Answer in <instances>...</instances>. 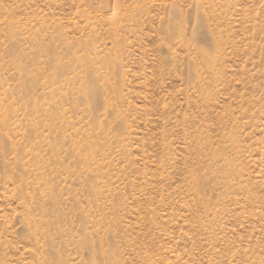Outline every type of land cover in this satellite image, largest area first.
<instances>
[{"label":"rangeland","instance_id":"rangeland-1","mask_svg":"<svg viewBox=\"0 0 264 264\" xmlns=\"http://www.w3.org/2000/svg\"><path fill=\"white\" fill-rule=\"evenodd\" d=\"M0 264H264V0H0Z\"/></svg>","mask_w":264,"mask_h":264}]
</instances>
